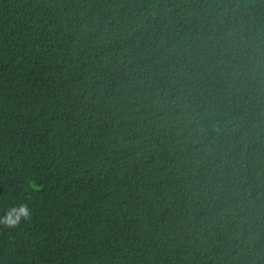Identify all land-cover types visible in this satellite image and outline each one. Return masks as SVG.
<instances>
[{"label":"trees","instance_id":"obj_1","mask_svg":"<svg viewBox=\"0 0 264 264\" xmlns=\"http://www.w3.org/2000/svg\"><path fill=\"white\" fill-rule=\"evenodd\" d=\"M263 138L264 0H0V264H264Z\"/></svg>","mask_w":264,"mask_h":264},{"label":"clouds","instance_id":"obj_2","mask_svg":"<svg viewBox=\"0 0 264 264\" xmlns=\"http://www.w3.org/2000/svg\"><path fill=\"white\" fill-rule=\"evenodd\" d=\"M19 211H20L21 214H23L25 216L27 215V211H26V209L24 207H21ZM17 219H19V216L17 217ZM12 223H15V222L13 221Z\"/></svg>","mask_w":264,"mask_h":264},{"label":"bare ground","instance_id":"obj_3","mask_svg":"<svg viewBox=\"0 0 264 264\" xmlns=\"http://www.w3.org/2000/svg\"><path fill=\"white\" fill-rule=\"evenodd\" d=\"M46 3V2H45ZM126 75V74H125ZM130 81V80H129ZM128 83V82H127ZM37 86V85H36ZM138 86V85H137ZM83 92V91H82ZM233 97V96H232ZM235 98V97H234ZM235 108H237V107H235ZM250 116V115H249ZM256 119V118H255ZM254 120V119H253ZM252 121V120H251ZM256 123V122H255ZM254 126V125H253ZM264 139V138H263ZM263 142V141H262ZM261 142V143H262ZM264 143V142H263Z\"/></svg>","mask_w":264,"mask_h":264}]
</instances>
